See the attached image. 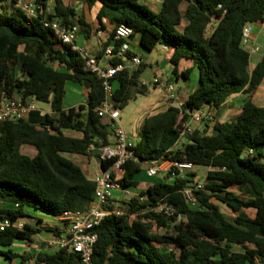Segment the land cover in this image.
I'll list each match as a JSON object with an SVG mask.
<instances>
[{"label": "trees", "instance_id": "obj_1", "mask_svg": "<svg viewBox=\"0 0 264 264\" xmlns=\"http://www.w3.org/2000/svg\"><path fill=\"white\" fill-rule=\"evenodd\" d=\"M17 1L12 0L11 10L0 6V95L30 98L49 105L50 113L38 109L27 121L0 123V214L13 222L33 220L31 214L54 218L86 208L94 199L95 183L86 165L64 155L89 157L114 140L110 124L97 113L105 99L102 82L43 22L76 25L86 39L91 26L62 0H52V15L47 14L49 0H35L40 8L36 17H27L16 7ZM142 1L86 0L90 7L101 4L97 20L102 29L104 18L114 26L104 49L115 29L125 25L145 52L158 46L171 52L173 75L182 60H189L199 76L196 89L181 107L169 101L163 110L144 116L139 141L134 143L136 159L125 164L120 184L124 189L136 188L135 178L143 164L158 160L185 161L208 172L203 189L195 192L197 206L186 204L182 194L195 182V173L173 179L165 176L125 201L110 198L105 204L110 214L93 230L97 240L92 264L264 262V107L251 100L264 81V57L251 69L250 52L242 45L246 24L264 28V0H163L159 12ZM133 56L129 50L127 57ZM110 63L126 62L112 58ZM148 67L142 61L113 79L112 100L120 111L149 93L151 85H143L141 78ZM192 68L181 72L184 80ZM68 84L88 88L85 105L64 109ZM238 93L245 94L246 100L233 120L215 121L212 127L205 123L203 129L193 130L182 152L171 151L192 112L206 106L217 110ZM24 146L34 147L37 154H23ZM246 150L254 156L245 157ZM99 164L102 169L109 165L100 160ZM213 200L225 206L232 219ZM168 208L171 213H166ZM249 210L253 216L245 214ZM45 231L55 236L60 233L58 228ZM41 232L29 224L23 230L0 232V257L18 258L9 250L13 244L31 246ZM19 258L24 264L28 256ZM35 264H80V260L76 253L45 247Z\"/></svg>", "mask_w": 264, "mask_h": 264}, {"label": "built area", "instance_id": "obj_2", "mask_svg": "<svg viewBox=\"0 0 264 264\" xmlns=\"http://www.w3.org/2000/svg\"><path fill=\"white\" fill-rule=\"evenodd\" d=\"M16 7L19 8L27 17H36L39 12V6L35 0H18ZM44 27L50 28L56 38L65 45H70L72 50L84 60L85 69L95 75L102 82L105 91V99L98 107V116L105 122L109 123L114 134L113 143L100 149L99 160L108 162L106 169H98L93 176L95 183V192L93 201L83 210L65 212L59 216L61 225L59 226V235H53L50 242L46 244L49 250H64L66 253H76L79 256L80 264H92V249L97 240V235L93 230L99 226L104 219L110 214L105 209V204L112 198L116 191H125L120 182L124 174V166L130 160H135L134 142L129 138L123 126L120 123L121 111L116 108L113 97V79L118 73L126 69H135L140 66L142 59L135 55L127 57L130 50V41L132 39V29L125 25H120L115 29L113 43L105 50V55L109 60L112 58L122 59L125 64L110 65L102 68L94 57H90L84 47L78 46L76 40L79 34L78 26H64L56 21L43 22ZM253 27L246 24L243 30L242 45L251 46L250 54L258 52L259 48L251 43ZM118 44V48L115 46ZM166 49L165 47H163ZM143 81V80H142ZM151 86L160 87L164 97L172 102L175 106L181 107L182 102L178 100L175 86L172 83H161L158 78H151L148 82ZM143 81V85L148 84ZM36 103L30 98L18 99L8 98L5 93L0 95V123L12 121H27L32 112L37 111ZM215 110L206 106L191 113L187 122L182 125L179 137L172 147V152H182L189 143V137L193 134L194 124L212 125L215 123ZM252 150L244 152L245 157H253ZM146 175L149 178L160 177L161 175L169 176L170 179L184 177L193 173V165L185 161L158 160L146 162ZM204 183L194 182L182 192L186 204L197 206L198 200L195 192L203 189ZM128 194V192H127ZM142 200V199H140ZM172 209H166V213H171ZM25 223L20 220L12 221L4 214H0V232L8 228L23 230ZM256 264L264 262L256 260Z\"/></svg>", "mask_w": 264, "mask_h": 264}, {"label": "crops", "instance_id": "obj_3", "mask_svg": "<svg viewBox=\"0 0 264 264\" xmlns=\"http://www.w3.org/2000/svg\"><path fill=\"white\" fill-rule=\"evenodd\" d=\"M25 2L27 0H24ZM64 5L71 7L72 9H74V11L76 12V14H78L79 16H82L86 23L89 24L91 26V34L89 36L88 39H86L84 37V35L82 33L78 34L77 40H76V44L78 46L84 47L88 53V55L90 57H94L99 65L102 68H106L108 66L111 65L110 60L108 59V57L104 54L105 53V49H104V45L109 41L111 35H113V31H114V26L109 22V20L107 18L102 19V25H103V29L101 28V24L99 23V21L97 20V15L101 10V4L99 2L95 3L93 6H89L86 3V0H75L74 2H71L70 0H62ZM144 1H147L148 4L144 3ZM156 2L157 6L155 8L150 7L149 6V2L153 3ZM12 2V0H4V4H10ZM162 2L163 0H143L142 3L146 4L151 10L155 11V12H159L162 6ZM13 7V5H12ZM47 14L48 15H52L53 14V3L52 0H49L48 3V7H47ZM183 24V23H182ZM185 26L181 25V28H183ZM257 30L258 33L255 35H251V43L254 44V46L256 47H260L258 42L259 39L261 37H264V28L262 29H254L253 31ZM113 43V39L111 41V43L109 45H111ZM130 45V51L132 53H134V55L139 56L142 61L144 62V59L141 55V53H146V54H151L148 52H145L140 44H139V39L138 37H133L129 43ZM262 46H264V43H262ZM251 47V46H250ZM160 50L164 53V58H163V62L161 64H158V62H154L155 64V70H153L152 65L149 64L150 68V72L152 74L151 78H158L160 79L161 83H172L174 84V86L177 84V82L179 81V79H181L186 85L184 88L182 89H178V91H176L177 95H178V100L182 103H184L186 101V99L188 98V96L196 89L197 84H198V70L195 68H192V62L189 60H182L179 64L178 67V71H177V75H173L172 74V66L169 63V59L171 56V52L168 51L167 49H164L163 47H160ZM101 53L100 56H98ZM262 57H264V51L260 52V48L258 50V52L254 53V54H250V68L253 69L254 66L262 59ZM165 62H167L170 66V73L165 75L166 73V68L164 67ZM148 65V64H147ZM164 67V68H163ZM192 68V71L189 75V79L188 80H184L181 77V72L186 70V69H190ZM165 79V82H163V80ZM67 86H73V87H80L82 88V93L85 95V101H86V96L88 93V88L86 86H77V85H71L68 84ZM66 86V88H67ZM73 87H71L72 89H74ZM152 88L154 86H151ZM156 88H160L158 86H156ZM155 89V88H154ZM176 89V88H175ZM161 91V90H160ZM161 96L164 97L162 91H161ZM166 99V101L169 103V101L167 100L166 97H164ZM66 100V96L65 99ZM68 101H70V98H67ZM246 100V96L243 93H238L235 94L233 96H231L220 108H218L217 110H215V117L217 122L219 123H226V122H230L231 120H233L241 111V106L243 104V102ZM252 102L254 104H256L259 107H264V81H262L261 85L259 86V88L256 90V92L253 94L252 96ZM85 101L84 103H80L78 104L80 105H85ZM71 102V101H70ZM49 106V105H48ZM79 106L75 107V106H66L64 104V109H70V108H78ZM40 111L44 112V113H50V107L47 110H41L40 108H38ZM195 126L193 127V129H203L204 125L203 124H194ZM214 124L210 125V127H212ZM68 136H73V137H80V135L72 133V132H66L65 133ZM129 138L134 142L137 143L139 141V137L138 134L136 136H130L128 135ZM21 152L29 157H34L37 154V151L34 147L32 146H24L21 148ZM66 158L72 160L73 162L77 163L78 165H86L87 169H88V177L89 179H93L94 174L97 172V170L99 169V158H97L95 155H90L89 157L87 156H76V155H64ZM146 165L143 164L142 167V171H141V176L138 179L135 178V180L138 182V186L136 188H130V189H125V191H116L113 193L112 197L115 198L116 200H122L123 196L127 194H130V191H135V194H138L141 191H145L148 187L152 186L153 184H155L151 178L147 177L146 172ZM161 178L165 177L164 175L160 176ZM137 195V196H138ZM31 216H33V220H20L25 224H29V225H35L37 227L40 228V230L42 231L41 233L37 234L34 238L35 242L33 245H27L26 243L23 242H18L13 244V246L9 249L13 254L17 255V256H23L26 255L28 256V259L26 260V262L24 264H35V258L36 256L39 254V252L44 249L46 247V244L48 242L51 241L53 234L46 232V229H52V228H59V226L61 225V222L59 220L58 217H47V216H43L40 214H31ZM40 219L41 223L39 224L37 222V220ZM42 233H44L45 235H42ZM45 245L42 248V245ZM6 251V250H4ZM16 258L13 261H9L4 257H0V264H22V260L21 258Z\"/></svg>", "mask_w": 264, "mask_h": 264}, {"label": "rangeland", "instance_id": "obj_4", "mask_svg": "<svg viewBox=\"0 0 264 264\" xmlns=\"http://www.w3.org/2000/svg\"><path fill=\"white\" fill-rule=\"evenodd\" d=\"M71 2H74L75 0H70ZM144 3L148 4L147 1H144ZM157 3L154 1L153 3L149 2V6L155 8L157 5ZM0 6H3L2 9L6 8L8 10H11L12 7V2L10 4H4V0H0ZM185 6H182V11H184ZM185 22H183L182 25H184ZM258 31L254 30L252 32V35L257 34ZM262 43H264V37H261L259 39V48H260V52L264 51V46H262ZM248 51H250L251 47L250 46H246L245 47ZM143 59H144V63L146 64H151L153 70H155V64L154 62H158V64H161L163 62V58H164V53L160 50V46H158L151 54H146V53H141ZM164 67L166 68V73L165 75L169 74L170 72V66L167 62H165ZM163 67V68H164ZM163 82H165V79L163 80ZM185 83L179 79V81L177 82V84L175 85V90L178 91V89H182L185 87ZM71 87L73 86H67L66 88V100H64V104L66 106H79L78 104H82L85 101V95L82 93V88L80 87H73L74 89H72ZM161 89L160 88H152L150 86V90L149 93L146 96H138L134 101H131L123 110H121V117H120V123L123 126L125 132L130 135V136H136L138 134L140 125L142 123V120L144 118V116L147 113L150 112H154L157 110H163L166 105L168 104V102L166 101V99L164 97L161 96ZM67 98H70V101L67 100ZM36 106L37 108H40L41 110H47L49 109V106L43 103H38L36 102ZM195 125H192V127H194ZM192 172L195 173L196 177L194 179L195 182H202L205 183L206 180V175L208 172V169L205 167H193ZM141 174H138L136 176V179L139 180ZM161 177H154L151 178L152 181L158 182L160 180ZM138 194H135V191H130V194H126L123 196L122 201H125L131 197H136ZM213 202L215 204H217L220 209L221 212L223 214H225L228 219H232V213L223 205H221L220 203H218L217 201L213 200ZM117 211H119L118 208H116ZM245 214H247L248 216H253V212L252 211H246ZM42 235H45L44 233H42ZM35 238V237H34Z\"/></svg>", "mask_w": 264, "mask_h": 264}, {"label": "water", "instance_id": "obj_5", "mask_svg": "<svg viewBox=\"0 0 264 264\" xmlns=\"http://www.w3.org/2000/svg\"><path fill=\"white\" fill-rule=\"evenodd\" d=\"M215 25H217V24H215ZM151 77H152V74H151V72H150V68H148L143 74H142V80L143 81H145V82H150V79H151ZM78 109V108H77ZM100 154V150H94L93 152H92V155H99ZM99 168L100 169H102L101 168V165H99ZM45 245L43 244L42 245V248L44 247Z\"/></svg>", "mask_w": 264, "mask_h": 264}]
</instances>
